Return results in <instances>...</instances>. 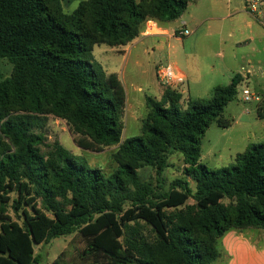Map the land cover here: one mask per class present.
Returning <instances> with one entry per match:
<instances>
[{
	"label": "trees",
	"instance_id": "trees-1",
	"mask_svg": "<svg viewBox=\"0 0 264 264\" xmlns=\"http://www.w3.org/2000/svg\"><path fill=\"white\" fill-rule=\"evenodd\" d=\"M193 1L83 0L67 13L61 0H0V264H36L35 244L77 232L87 253L113 264H217L228 232L264 229V141L229 166L201 162L211 123L232 126L224 110L242 78L216 86L206 103L189 98L186 108L178 89L165 88L161 100L146 96L141 134L123 141L125 87L94 56L96 45H128L149 20L176 21ZM50 114L99 147L119 145L117 170L107 176L48 144ZM177 152L195 191L187 179L167 190L164 180H142L138 168L162 177ZM139 222L154 243L136 238L130 223Z\"/></svg>",
	"mask_w": 264,
	"mask_h": 264
},
{
	"label": "rangeland",
	"instance_id": "rangeland-1",
	"mask_svg": "<svg viewBox=\"0 0 264 264\" xmlns=\"http://www.w3.org/2000/svg\"><path fill=\"white\" fill-rule=\"evenodd\" d=\"M81 1L83 0H61V4L65 12L71 13L77 9ZM194 4L190 3L188 10L179 18L180 21L175 27L193 26V18L199 12V8ZM172 43L176 46V50L181 53L189 48V42L185 40L174 39ZM127 48L110 47L102 44L97 45L94 50L96 60L102 63L107 72H118L123 77L121 79L127 96L123 117V141L141 134L143 121L148 112L146 96H158V91L161 90V85L156 78L155 66L160 61L162 65H168L165 53L161 56L152 50V38H147L144 45L140 46L138 55L141 65L138 67L132 64V57L126 61L124 55L128 50ZM215 63L219 64L220 59L215 58ZM2 68L5 77L11 74L12 66L8 61H2ZM216 83L228 85V81L223 78H219ZM245 85L246 83L243 82L238 86L236 99L230 102L224 110V116L232 121V126L222 128L217 122H212L202 139L201 162L210 170L231 165L235 162V156L244 152L247 146L260 144L264 141V119L258 117V110L264 115V93L259 94L261 99L258 102H244L242 91L246 87ZM139 87L141 90L138 89ZM250 87H254L253 83ZM214 88L206 90V88L191 84L189 92V87L186 86L183 106L187 107L189 98L192 102L206 103L211 98ZM252 91L255 92L254 89ZM43 131L48 144L53 145L58 142L74 157L90 167L100 169L107 176L114 173L119 167L115 158L119 145L99 147L88 136L74 131L66 120L52 114L47 115ZM187 168L188 165L185 163L183 155L177 152L170 156L169 166L164 170L162 177L157 174L154 168L149 166L138 168L137 171L142 180L151 182L154 186H162L159 181L163 182L164 180L166 190L175 180L187 179L195 191V182L187 174ZM222 201L225 204L230 202L228 199ZM188 204L194 205L195 201L190 199ZM169 213L170 215L175 214L174 211H169ZM130 224L131 230L140 241H146L150 244L156 241V234L144 222ZM252 232L255 233L253 238L259 241L261 245L264 244V230ZM88 243V240L77 232L37 245L38 263L36 264H113L99 255L87 253L89 251ZM124 264L134 263L130 260Z\"/></svg>",
	"mask_w": 264,
	"mask_h": 264
},
{
	"label": "crops",
	"instance_id": "crops-1",
	"mask_svg": "<svg viewBox=\"0 0 264 264\" xmlns=\"http://www.w3.org/2000/svg\"><path fill=\"white\" fill-rule=\"evenodd\" d=\"M244 2L245 0L193 1L191 3H195L199 12L193 18L192 27H175L180 19L163 25L156 24L154 34L146 35L142 32L141 37L128 45L120 46L128 47L124 57L126 61L132 57V64L140 66V46L144 45L147 38H152V50L161 56L165 53L168 65L182 78L183 82L175 89L183 95L186 86L190 92L191 84L209 90L220 85L216 83L219 78L226 79L229 85L235 76H240L242 83H246L244 88L248 87L257 94H262L264 26L247 12ZM181 29L189 30L190 34L178 37L176 32ZM174 39L189 42V48L184 53L178 52L172 43ZM215 58L220 59L219 64L215 63ZM160 66H163L161 61L155 66L156 78ZM108 73L119 74L122 81L121 73ZM251 83L254 85L252 88ZM138 89L141 90V87ZM163 93L164 87L161 85L158 96L152 97L161 100ZM252 231L262 229L228 232L221 241L223 257L217 264H264V244L261 245L253 238L255 233Z\"/></svg>",
	"mask_w": 264,
	"mask_h": 264
},
{
	"label": "built area",
	"instance_id": "built-area-1",
	"mask_svg": "<svg viewBox=\"0 0 264 264\" xmlns=\"http://www.w3.org/2000/svg\"><path fill=\"white\" fill-rule=\"evenodd\" d=\"M245 8L248 13L258 19L264 26V0H245ZM156 24L154 21L149 20L145 24L143 33L151 35L156 32ZM190 34L189 30L181 29L176 32L178 37H184ZM157 79L164 88H173L183 82L182 78L175 72L170 65H163L157 69ZM261 97L250 88H244L242 91V100L244 102L260 101Z\"/></svg>",
	"mask_w": 264,
	"mask_h": 264
},
{
	"label": "water",
	"instance_id": "water-1",
	"mask_svg": "<svg viewBox=\"0 0 264 264\" xmlns=\"http://www.w3.org/2000/svg\"><path fill=\"white\" fill-rule=\"evenodd\" d=\"M34 248H35V249L37 248V245H36V244L34 245Z\"/></svg>",
	"mask_w": 264,
	"mask_h": 264
}]
</instances>
